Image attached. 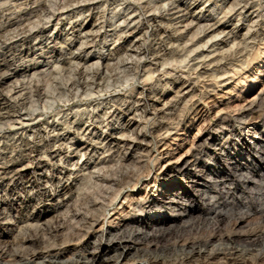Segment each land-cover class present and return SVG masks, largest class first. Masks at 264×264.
<instances>
[{
  "label": "rangeland",
  "instance_id": "374dc122",
  "mask_svg": "<svg viewBox=\"0 0 264 264\" xmlns=\"http://www.w3.org/2000/svg\"><path fill=\"white\" fill-rule=\"evenodd\" d=\"M36 1L39 5L34 0L25 6L26 0H0V9H3V11L0 10V21H4L6 17L16 19L23 11L25 12V9L45 7V12L42 15L33 17L27 24L33 31L43 28L42 32L34 34L29 39L30 43L35 46L33 49L30 51L26 50L24 48H27L28 44H23L22 41L17 42L18 48L12 52L13 54L17 52V56L21 57L18 59L19 61L7 60L9 57L7 55L11 53L0 50V64L2 65V70H0L2 72L0 75L2 82L0 94H4L7 97L2 101L5 102L4 108H6L0 109L2 114L0 115V153L2 151L7 152V154L11 152L8 156L13 153V158H11L13 161L10 158L1 159L3 156L0 155V172L3 171L2 168L6 165L11 166L14 164V168L21 169L23 172L26 171L25 173L37 172L36 174H38L44 169L55 167L57 162L60 164L61 158L58 155L46 157L42 154L41 159H22L21 155H25L27 152H23V144L15 143L17 139L15 134L21 133L25 126L29 128L32 126L45 128L53 124L57 125L58 128L71 127L75 130L74 127L77 123H75L74 114L77 109L81 110L90 107L89 109L91 110L94 105L105 99L110 101L121 99L124 96H133L135 99L140 97L143 88L152 86L159 89L161 96L166 94L165 98L169 99L175 95L179 85H182L186 80H190L193 84H196L193 94L196 95L195 100L201 111L188 116L186 120L188 133L185 134L183 132L179 135V140H174L176 136L172 135L165 146L160 145L158 147L160 151L161 149L163 150V146L170 148L171 154V156H160L157 170L158 182H153L152 175L145 177L141 191L126 188L116 203L109 208L107 214L109 213L108 217L113 219V221H119V219H115V213L125 210V206L127 209V205L131 206V204L132 209L135 210L132 211L129 208L125 210L127 213L131 211L128 219L140 218L142 220L144 218V222L140 221V223L129 225L130 227L127 226L131 229H128L130 234H124L127 229L126 226L116 229V223H113L112 227L108 223H105L104 226L103 223H100L79 240L78 237L73 236L71 225L66 224L65 227L55 230L57 232L48 230L40 233V236L46 238L40 244L19 246V244H14V241L17 242L16 236L20 232V227L4 223L0 219V249L4 252L7 251L5 256H0L3 258H0V264H12L14 259L12 255L17 257V260L32 261L34 264H47L48 262H53V264L55 262L57 264L61 262L63 264H72L76 260H81L86 262V264H101L99 258L95 259L93 255H100L103 247L108 246L111 243L110 239L115 237V235L116 238L122 236L126 237V239L138 240L139 249H135L127 254L128 256L123 255L122 257L120 255L121 251L117 252L119 255L113 252L111 254L113 255L112 259L115 257L119 258L120 261L116 263L117 259H113V261L107 262L108 264H124L127 261L129 262L125 264H154L151 258H149L148 262L141 261V259L146 253L149 254V257L161 254L163 246L170 245L169 243L175 244L176 241L179 244H177L175 254H180V242L182 239L179 238H181V235H183L182 238L189 235L208 237L218 227L225 231L229 226L233 225L232 221L240 212L246 213L248 219L245 223H238L233 225L232 229L230 228L232 236L244 234L251 228H264V92L262 91L264 89V44L258 42L253 49L252 47L250 48L252 56L247 63L234 62L230 64L231 68L236 69H234L236 72L230 73L233 77L229 79H226L228 77L223 78L222 80L225 81L221 85L219 84L214 91H209V94H206V85L209 84V75H212L213 72L204 74L198 67L199 62L204 61L208 46L214 42H222L226 35L217 33L219 35L217 36L208 27L214 23L221 22L220 24H226L224 27L227 31L234 30L236 32L235 37H232L228 44H220L221 47H215L216 51L214 52L216 53L211 54V57L221 51L228 52L234 43L237 44L246 39L245 35H247L249 29H254V26H251V18L246 19L245 15L239 16L243 5L247 3L253 5L254 9L256 11L259 10L258 12L262 15L259 19L264 22V0H178L181 3V6L178 7L179 9L175 8L178 4L173 5L174 0H140L141 2L139 0ZM163 1L167 2L164 5V11ZM168 1L173 2L170 7L167 6L170 3ZM138 2L144 3V5L147 3L149 5L153 4L152 6L150 5L153 8L152 11L157 9L160 12L155 11V13H160L158 15L163 14L159 24L164 28L171 29V33L176 31L175 35L173 34V39L168 40L165 46L156 45V37L154 36H157L158 33L155 32L152 22L146 24L145 21L144 26H141L140 30H135L133 28L135 25L129 24L130 20H127V14L140 5ZM20 3L22 4L20 5ZM15 4H19V6ZM22 5L26 8L23 11L18 10L23 8L21 7ZM159 5L160 8L158 7ZM10 6L12 10L6 11L5 9ZM165 8L169 11L165 10ZM128 9H130L129 12H126ZM137 14H140V11H137ZM226 14L233 17L228 20L225 17ZM193 20L194 23L196 21L195 24L192 23L194 27L190 28V25L188 28L186 25ZM124 22L126 23L124 24ZM103 25L104 28H101ZM150 25L152 26L150 27ZM201 25H203L202 28H200ZM205 25H207L206 28L204 27ZM169 26L172 27L170 28ZM19 28H13L9 32L11 33L10 35H16ZM9 33L8 37H10ZM212 35H214L215 39L211 37ZM196 41L198 42L196 43ZM207 41L210 42L205 47ZM1 43L2 37L0 38V46L2 47ZM126 47L131 51H125ZM135 47L142 50V53ZM174 48L177 50L175 51ZM181 48L183 50H180ZM20 49L24 50V53L19 51ZM186 49L188 50L186 51ZM77 62L80 64H77ZM29 66L35 68L26 71L25 67ZM93 77L95 78L93 79ZM94 80L102 83L100 89L95 86ZM80 81L82 87L78 85ZM83 81H87V83ZM36 88L40 89V93L42 92L40 98L36 97ZM260 93L263 94V102L261 101V104L257 107H247L248 100L253 99ZM17 96H21V99L25 101V107L18 106L20 99H17ZM15 111L16 113L14 114ZM8 112L11 114L8 115ZM66 113L68 114L66 115ZM66 116L71 119L67 121L68 119H65ZM21 118L24 119L22 122L24 121L25 125L20 123ZM120 123L121 120L114 122V125L119 126ZM82 127H84L81 131L82 133L69 134L72 143L81 141L82 137L91 131L88 125H82ZM112 130L110 131L112 132ZM96 132L100 135L104 134V132L107 133L104 128H100ZM12 137L15 139H12ZM203 141H206L209 147L205 148L201 155L191 157L186 154L194 142ZM6 144H8V147ZM7 148L9 151H7ZM179 158H182L180 162L183 160L188 161V165L190 164V167H193L192 173H181L177 168L169 181L163 180L164 176L162 174L167 166L174 165ZM197 158H202V160L197 161ZM74 161H78L79 166L81 165L79 159ZM71 163L74 164L73 160L70 161ZM72 164L71 166H66L72 168ZM178 180L182 183L171 187L170 195L166 200L162 198L160 195L164 188ZM79 181L74 180V177H72L71 183L73 185L72 194L70 195L77 196V190H79L77 188L82 186V184L79 185ZM9 183L8 181L2 182L4 186L13 187ZM187 189L188 192L184 193ZM153 193L155 197L149 201L148 199ZM129 194L133 197L135 196V198H144V208L139 207L140 205L138 204L135 205V201L128 204L127 202L131 199ZM68 197L66 198L68 199ZM14 198L20 199L25 205L30 206L31 210L34 209L36 214H48L47 219L53 220L54 223L58 218L57 216H62L65 213V209H67V202L42 201L38 203L37 201H28L21 192L14 195L11 189L0 192V206L12 209ZM155 198L160 199L159 203L155 204ZM124 214L126 213L124 212ZM146 214L149 216L146 217ZM117 216L119 217L120 215L117 214ZM170 218L181 219L178 222L167 224ZM156 224H159L161 228L163 227V230L161 229L163 233L161 230H154L157 226ZM68 226L69 228H67ZM103 227L105 228L104 235L100 231ZM167 227H171V230L168 229L169 232L166 233ZM110 230H112L111 234H109ZM28 235H34V232L30 231ZM260 245L255 264H264V243ZM140 248L143 250H140ZM144 251H146L144 254H140ZM54 256L57 257L54 258Z\"/></svg>",
  "mask_w": 264,
  "mask_h": 264
},
{
  "label": "bare ground",
  "instance_id": "6f19581e",
  "mask_svg": "<svg viewBox=\"0 0 264 264\" xmlns=\"http://www.w3.org/2000/svg\"><path fill=\"white\" fill-rule=\"evenodd\" d=\"M32 1H34V0H32ZM32 1L26 0L25 6L30 4ZM148 1H150V0H148ZM145 2H147V1H145ZM168 2H170V1H168ZM13 3H15V2H13ZM16 3H19V2H16ZM35 3L39 5V3H37L36 0H35ZM131 3H133V2H131ZM166 3L167 2H164V4H162L163 11H164V5H166ZM172 3L173 2L171 1L169 3V5H167V6L170 7V5ZM21 4L22 3H20V5ZM75 4H77V3H75ZM139 4H140L139 6L136 5L137 7H135L136 9H134V11L127 14L126 18L128 21L130 20L129 24L130 25L134 24L135 26L133 28L135 30H137V29L140 30L141 26H144L143 24H145V21H146V24L152 22V24L154 25V28H155V32L158 33L157 36H154V37H156V39H155L156 45L158 44L160 46H165L166 43L168 42V40L170 41L173 39L176 31H174V33H171L172 32V31H170L171 29L164 28L161 24H159V22H161L160 20H161L163 14L158 15L160 13H155V11H157V9L156 10L154 9V11H152L153 8L151 6L153 4H150L151 6L149 5V3H147L145 5H144V3H139ZM175 4H178V6H175V8H178L179 6H181L180 1H178V0H174L173 5H175ZM15 5L19 6V4H15ZM15 5H13V6H15ZM133 5H135V4H133ZM173 5H172V7H173ZM21 7H23V8L18 7L19 8L18 10L23 11L26 8V7L24 8L23 5ZM158 7L160 8V5ZM41 8H42V6H41ZM41 8H39V9H35V8L33 9L32 8L30 10L25 9V12L23 11L21 13V15L18 14L19 16L16 19L6 17L4 21L1 20L2 23L0 24V38L2 37V43L1 44L3 46L2 47L0 46L1 47L0 50L4 51V52H8V53L10 52L11 53V54L7 55V56H9L7 60L17 61L19 58H21V57H19V55L17 56V54H16L17 52L16 53L14 52L15 54H13V52H12L13 50H17V48H18L17 42H19V41H22L23 44H28V47L24 48L26 50L30 51L31 49H33L35 47L30 43L29 39L34 34H37L38 32H42L41 30H43V28H38L37 31L36 30L33 31L31 28H29V26H27V24L29 21L32 20L33 17H38V16H40V14L42 15V13L45 12V7H43L42 9ZM130 9L126 10V12H129ZM166 9L167 8H165V10ZM187 9H189V8H187ZM0 10L3 11V9H0ZM5 10L6 11L12 10L11 6L7 7ZM120 10H122V9H120ZM171 10H173V9H171ZM171 10H170V12H172ZM184 10H186V9H184ZM137 11H140V14H137ZM163 11H162V13H163ZM258 11H256L254 9L253 5H249V3L243 5V7L241 8V12L239 13V16L245 15L244 17L246 19L251 18V20H250V22H252L251 26H254V29L251 27L253 30L249 29L247 35H245L246 39L241 41V42H238L237 44L234 43V45L232 46L231 49L228 50V52L221 51L220 53H217L216 55H213L212 57H211V54L216 53V52H214V51H216L215 47L220 46V44L221 45L228 44V41L232 37H235L236 32L234 30L227 31L224 27L226 24L225 23L220 24L221 22L220 23L219 22L214 23L213 25L211 24L212 26L208 27V29L211 30V32H214V34L216 33V35H217V33L226 34V35L222 39V42H214V43L209 45L210 41L209 42L207 41V44L205 45V47H207L209 45L208 49L206 50L208 52H205L206 56L204 57V61L199 62L200 64H198V67H200V71H203L204 74H206V73L209 74V72H213L212 75H209L210 82L208 80L209 84L206 85L207 86L206 87V92H207L206 94H209L210 93L209 91H214L219 86V84L221 85V83L225 81V80H222L223 78L228 77L226 79H229V78L233 77L230 75V73L234 72L236 69L234 68L235 69L234 70L233 68H231L230 64H233L234 62H237V63L242 62L243 64L247 63L252 56V52H251L250 48L252 47V49H253L255 44L258 42H261V44H264V22H262L259 19L262 15ZM152 12H154V13L151 14ZM157 12H160V11H157ZM176 13H177V11H176ZM0 14H1V12H0ZM184 14H186V13H184ZM228 14H226L225 17H226V19L229 20L233 16H229ZM124 15H126V14H124ZM10 16H12V15H10ZM189 16H190V13H189ZM3 17H4V15H3ZM3 17H1V18H3ZM142 17H144V18H142ZM124 18H125V16H124ZM141 18H142V20H141ZM166 18H167V16H166ZM200 18H202V17H200ZM192 19H194V18H192ZM198 19H199V17H198ZM184 20H185V18H184ZM178 21H180V20H178ZM187 21H188V19H187ZM197 21H199V20H197ZM30 23H32V22H30ZM125 23L126 22H124V24ZM188 23H189L188 25H186L187 23L185 25L188 28L191 25L190 26V28H191L193 26L192 23H194V20L192 22H188ZM195 23H196V21H195ZM171 24H173V23H171ZM207 25H209V24H207ZM207 25H205L204 27L206 28ZM39 26L41 27V25H39ZM151 26L152 25H150V27ZM202 26L203 25H201L200 28H202ZM15 27L16 28L20 27L19 31L16 33V35L11 36L10 35L11 33H9V32L12 31L13 28H15ZM101 28H104V25ZM115 28H114V31H115ZM118 30H120V29H118ZM188 31H190V30H188ZM200 31H202V30H200ZM205 31H206V29H205ZM205 31H204V33H206ZM8 33H9L10 37L7 36ZM198 33H200V32L198 31ZM128 35H131V34H128ZM163 35H166V36H163ZM213 36L214 35H212L211 37L213 39H215V37H213ZM217 36H219V35H217ZM170 37H172V38L170 39ZM195 37H194V39H195ZM213 39H211V40H213ZM196 40H197V38H196ZM234 40H236V39H234ZM198 41H200V40H198ZM198 41H196V43ZM192 42H193V40H192ZM187 45H186V47H187ZM136 46H137V44H136ZM128 47H126V50H125L127 52L131 51L130 49H128ZM188 47H189V45H188ZM135 48H137V50L140 51V53H142V50H139L138 47H135ZM179 48H180V46H179ZM185 48H184V50H185ZM174 50H175V48H174ZM174 50H172V51L174 52ZM180 50H183V48H181ZM187 50L188 49H186V51ZM194 50H196V48H194ZM19 51L24 53V50L20 49ZM138 51H137V53H139ZM185 55L187 56V54H185ZM201 57H203V56H201ZM166 60H168V59H166ZM78 63L79 62H77V64ZM5 64H6V62H5ZM98 66H97V68H98ZM25 68H26L25 69L26 71H29V70L34 69L35 67L29 66V67H25ZM0 70H2L1 64H0ZM1 73L2 72H0V75H1ZM94 78L95 77H93V79ZM91 79H92V77H91ZM96 81H98V80H94L93 83L96 84L95 86H97L100 89L102 83L96 82ZM84 83H87V81H85ZM75 84H77V83H75ZM75 84H73V85H75ZM1 85H2V82L0 80V87H1ZM78 85H80V87H82L81 81ZM105 87H106V85H105ZM195 89H196V84H193V82H191L190 80H186L184 83H182V85H179L178 90L176 91L175 95H173L171 98L168 99V98H165L166 94L161 96L159 93V89L155 88L154 86L148 87V88H143L142 92L140 93V97L135 98V99L133 96H126V97L124 96L121 99H115V100H110V101H107V99H105L102 102H98L96 105H94L91 110L89 109L90 107H87V108H84L81 110L77 109V112L74 114L75 123H77L74 127L75 130H73L71 127L70 128L69 127L58 128L57 125L53 124V125H48L45 128H37L38 126L37 127L32 126L31 128H29V127L25 126L24 130L22 129L23 131L21 133L15 134L17 136L15 143L16 144L18 143L20 145L23 144L22 145L24 147L23 152H27L25 155H21L23 157L22 159H24V158L25 159H31V160L32 159L33 160L34 159H41L42 154H43L46 157L58 155V156H60L61 161L59 160L60 164L57 162L55 164V167L49 168L46 170L44 169L40 173L38 172V174H36L37 172L36 173L32 172L29 174L25 173L26 171L23 172L21 169L14 168V166H15L14 164L11 166L6 165L5 167L2 168L3 171L0 172V192L1 191H9L11 189V191L14 193V195L21 192L27 198L26 200L37 201L38 203L42 202V201H49V202L50 201H56L57 203L67 202L66 203L67 209H65V213L62 216H57L58 218L54 223L53 220L47 219L48 214L42 215V214L34 213V209L31 210L30 206L25 205L24 202H22L20 199L14 198V204L12 205L13 206L12 209L11 208L10 209L3 208V206L1 205L0 206V208H1L0 209V219L3 220L4 223L12 224L14 226L20 227V228L18 227L20 229V232L18 233V236H16L17 242L14 241V244H16V245L19 244V246H27V245L29 246V245H34L37 243L40 244V243H42L41 241H44L46 239L45 237L40 236V233H42L43 231H48V230L51 232H57L55 230L65 227L66 224L69 226L71 225V229H72L71 231H72L73 236L78 237V239L80 240L81 237L86 236L90 230H93L95 228V226L99 225L100 223H103V226L105 225V223H108L109 226H111V227H112L113 223H116V226H115L116 229L117 228L121 229L124 226L130 227L129 225H131L133 223H140V221L144 222V218L142 220H140V218L128 219V216L131 213V211L129 213H127L125 210H127L128 208H129V210H132V211L135 210V209H132L133 208L132 204H131V206L127 205V209L125 206L124 207L125 210H123V211L120 210L114 214V216L116 215L115 219H119V221H116V220L113 221V219L108 217L109 213L107 214V212H108L109 208L114 203H116L117 199L119 198V196L122 194V192L126 188H131L135 191H141L143 188L142 184H144L143 179L145 177H149L151 175L153 176L152 178L154 179L153 182H156V183L158 182V174H157L158 171L157 170H158V166H159L158 162L160 161V156H164V155L171 156L170 151H169L170 148L164 147L166 145L168 139L172 135H175L176 137H174V140H179V135H181L183 132L185 134L188 133V130H187L188 128L186 126V120H187L188 116L191 114H194V113H199L201 111L200 108L197 106V101L195 100L196 95L193 94ZM262 91L264 92V89ZM0 93H1V91H0ZM36 93H37L36 97L40 98L42 96V94H41L42 92L40 93L39 88L37 89ZM6 98H7L6 95L0 94V109L6 108V107L4 108L5 102H2ZM17 99H20L18 106L22 107V108L25 107V101L23 99H21V96H19ZM261 101L263 102V94L260 93L259 95L255 96L253 99L248 100L247 107H254V106L257 107L259 104H261ZM15 105H17V104H15ZM18 106H17V108H18ZM242 109H244V108H242ZM15 113H16V111L14 112V114ZM10 114L8 112V115H10ZM12 114H13V112H12ZM67 114L68 113H66V115ZM0 115H2L1 112H0ZM22 118L20 119L21 120L20 123L23 125L24 121L22 122V120H24V119H22ZM65 119H68L67 121H69V119H71V118L69 116H66ZM119 120H121L120 125L115 126L114 122H117V121L119 122ZM82 125H86V126L88 125V127L91 131L87 135L83 134L84 136L82 137L81 141H79V142L76 141V142L72 143L70 141L71 137L69 134L72 135L76 132L82 133L81 131L84 128V127H82ZM40 127H42V126H40ZM100 128L106 129L107 133L104 132V134L103 133L101 135L98 134L96 131ZM111 129H113L112 132L110 131ZM15 138L12 137V139H15ZM29 138H32V139H29ZM13 143H14V141H13ZM8 144H11V143H8ZM8 144H6L7 147H8ZM160 145H164L163 150L161 149V151L158 148ZM208 147H209V145L207 144L206 141L205 142L204 141L203 142H194L191 145L190 149H188L189 151L186 154H188L191 157L194 155H201L203 150L205 148H208ZM7 151H9L8 148H7ZM6 154H7V152L2 151L0 153V155L3 156L1 159L10 158V160H12L11 158H13L12 157L13 153L11 156H8L9 154H11V152L7 155ZM21 156H20V158H21ZM76 159L80 160V163H81L80 166L78 164V161L77 162L74 161ZM181 159L182 158H179L177 161H175L174 165L167 166L166 170L162 174L164 176L163 180L169 181V179H171L170 177L173 176V174H174V172H176L177 168L179 169V171L181 173H189V174L192 173L191 170L193 167H190V164L188 165V161L186 162V160H183L182 162H180ZM71 160H73L74 164L71 163L72 168H68V166H71V164H70ZM198 160L200 161V160H202V158H197V161ZM66 165H68V166H66ZM194 170H196V169H194ZM201 172H202V170H201ZM195 176H197V175H195ZM37 177H38L39 181L37 180ZM72 177H74V180H80L78 182L79 185L82 184V186L77 188V189H79V190H77L78 191L77 196L70 195V194H72L71 193L72 185H73V183H71ZM4 181L10 182L9 184H12L13 187L4 186L2 184V182H4ZM181 183L182 182L180 180H178L175 183L172 182L171 185L168 184L170 186L168 187V185H167V187L164 188V190L162 191L160 196L166 200L168 198V196L170 195L171 187L178 186ZM186 191L188 192V189L185 190L184 193ZM2 193H4V192H2ZM67 196H69L68 199L66 198ZM129 196L131 197V199L129 202H127L128 204L130 202L133 203V201H135V205L138 204V205H140L139 207L144 208V201H145L144 198H140V199L135 198V196L133 197L131 194H129ZM145 196H147V195H145ZM153 197H155L154 193H153V195H151L149 197L148 200L150 201ZM159 201H160L159 198L154 199L155 204L159 203ZM37 202H36V204H37ZM0 204H1V201H0ZM136 207H134V208H136ZM22 211H24V212H22ZM124 212L126 214H124ZM15 213H16V215H14ZM117 214L120 215L121 217L120 216L118 217ZM147 216H149V215L146 214V217ZM180 219L181 218H170L168 220L167 224H170L172 222H178ZM247 219H248L247 214L240 212L234 218V220L232 221V224L233 225H236L238 223L242 224V223H245L247 221ZM55 224H57L56 227H54ZM156 225L157 226L155 227V229L153 228L154 230H157V231H160L161 229L163 230V227L161 228L159 226V224H156ZM69 226L67 228H69ZM232 226L231 227L229 226L225 231L222 228L218 227L208 237H204L202 235H200V236L189 235V236H185L182 238L183 235H181L180 236L181 238H179V239H182L180 242V244H181L180 245L181 246L180 247V250H181L180 254H175V251L177 249L176 248L177 244H179L176 241L175 244L169 243L170 245H166L165 247L163 246L162 249L160 248L161 254H158L157 256L149 257V254L146 253L143 256V258L141 259V261L144 260V261L148 262L150 260L149 258H151V260L154 261V264H255L257 257H258V251H259L258 247L261 246L260 245L261 243L262 244L264 243V228H261V229L251 228L248 232H246L244 234H239V235L235 234L232 236L231 235ZM128 227H127V229L125 228L126 229L124 231L125 235H126V233H129L128 229H130V228H128ZM170 228L171 227H169V228L167 227V230L165 229L166 233L169 232L168 229H170ZM104 229H105L104 227L100 229V231L103 232V235L105 234ZM162 230H161V232L163 233ZM174 230H176V229H174ZM30 231H33L34 235H28V233ZM111 232H112V230H110L109 234H111ZM164 233H165V231H164ZM115 234H117V233H115ZM112 235L114 236V234H112ZM117 235H119V234H117ZM159 235H161V234H159ZM168 235H169V233H168ZM186 235H188V234H186ZM54 237H55V235H54ZM163 238H165V237H163ZM115 239H118V240H115ZM115 241H117V242H115ZM137 241L138 240L135 241L132 238H131V240L129 238L126 239V237H122V236H120L119 238H116V235H115V237L110 239L111 243L108 246L103 247L102 253L100 255H93V256L95 259L99 258V262H101V264H108L111 260L113 261V259H115V260L117 259L115 257H113V259H112L113 255H111V254L113 252L117 253V252L121 251L120 255L122 257L123 255H127V254L133 252V250H135V249L138 250L139 248H138V242ZM77 242H79V241H77ZM61 243H63V242H61ZM22 249H24V248H22ZM140 250H143V249L140 248ZM6 252H4L2 249H0V256H5ZM145 252L146 251H144L143 253H140V254H144ZM131 256H132V254H131ZM56 257L57 256H54V258H56ZM118 257H120V256H118ZM12 258H14L12 264H34V262H32V261L31 262L30 261L24 262L23 260H17V257H15L13 255H12ZM1 259H3V258H1ZM18 259H20V258H18ZM134 260H136V259H134ZM119 261H120V259L118 258L116 260V263ZM93 262H94V260H93ZM127 262H129V261H127ZM127 262H125V263H127ZM132 262H134V261H132ZM61 263H58V264H61ZM123 263H124V261H123ZM47 264H53V262H48ZM54 264H57V263L55 262ZM72 264H86V262H82L81 260H76ZM119 264H121V263H119Z\"/></svg>",
  "mask_w": 264,
  "mask_h": 264
}]
</instances>
